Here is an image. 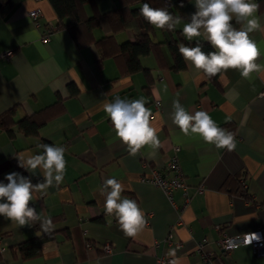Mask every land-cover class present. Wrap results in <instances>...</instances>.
<instances>
[{"label":"crops","instance_id":"crops-1","mask_svg":"<svg viewBox=\"0 0 264 264\" xmlns=\"http://www.w3.org/2000/svg\"><path fill=\"white\" fill-rule=\"evenodd\" d=\"M170 2L185 21L195 12L189 0ZM257 2L264 23V0ZM120 5V0H95L87 12L104 13ZM32 10L38 11L37 20L30 15ZM50 25L55 29L44 41ZM176 30H182V24ZM134 32L122 29L115 37L122 42L134 38ZM154 32L156 40L171 38L163 30ZM109 33L107 24L93 31L97 39ZM251 36L261 51L257 62L264 63V32ZM9 50L10 57H0V115L14 107L20 119L60 97L62 111L41 127L39 135H26L18 126L14 133L0 127V181L7 183L5 175L15 171L33 183L41 182L40 173L32 175L18 167L17 157L37 154L41 151L37 145L46 141L65 148L67 164L63 183L36 193L39 199L31 204L51 217V233L42 232L39 223L19 227L0 216L5 247L0 264H160L161 257L169 264L170 248L176 249L178 264H264V256H257L249 244L229 252L218 244L223 233L237 235L258 228L264 232V96L260 95L264 78L254 74L247 80L230 69L212 80L190 65L176 69L167 42L158 53L142 57L147 71L128 72L116 57L101 56L93 41L79 45L68 29L58 27L50 0H19L8 14H0V53ZM116 96L147 101L161 141L154 157L147 146L131 157L116 138L102 110V102ZM177 99L192 113L208 112L220 127L234 133L235 150L216 149L197 134L183 135L170 119ZM175 146L191 195L184 209L182 189L170 199L161 187L141 179L153 167L172 176L166 165ZM110 177L125 186L123 196L145 210L147 224L135 238L126 237L114 215L104 212L99 188ZM33 237L39 238L41 251L24 257L20 244ZM107 242L111 252L104 251ZM203 253L213 262L208 263Z\"/></svg>","mask_w":264,"mask_h":264},{"label":"clouds","instance_id":"clouds-1","mask_svg":"<svg viewBox=\"0 0 264 264\" xmlns=\"http://www.w3.org/2000/svg\"><path fill=\"white\" fill-rule=\"evenodd\" d=\"M189 3H194L195 12L187 21L168 7H152L148 2L143 3L139 15L159 30L175 31L182 24L180 35L188 43L179 42L178 52L186 65L207 78L212 79L230 69L239 71L247 80H252L254 74L264 78V63L257 62L261 51L251 36L254 32H264L257 0H189ZM183 6L181 3L180 7ZM205 42L211 51L204 50ZM146 103L143 97L125 99L119 96L102 102V110L110 119L116 138L126 146L131 157L140 155L146 146L151 148L149 156L154 157L161 146L159 129L154 126L152 110ZM172 109L170 119L183 135L197 134L216 149L235 150L234 133L220 127L208 112L192 113L178 99L173 101ZM37 148L41 150L37 154L17 157L18 167L32 175L40 173L43 180L33 183L29 176L19 172L6 174L7 183L0 181V216L19 227L39 223L41 231L49 234L54 230L51 217H44L31 204L39 199L36 193H44L63 183L67 161L63 146L40 143ZM125 190L115 177L104 180L99 188L104 197L105 214L114 215L120 231L126 237L135 238L147 224L146 213L136 200L122 195ZM167 256L171 258L169 264H178L176 249L170 248Z\"/></svg>","mask_w":264,"mask_h":264},{"label":"trees","instance_id":"trees-1","mask_svg":"<svg viewBox=\"0 0 264 264\" xmlns=\"http://www.w3.org/2000/svg\"><path fill=\"white\" fill-rule=\"evenodd\" d=\"M19 0H0V14H8L18 3ZM120 7L108 10L104 13H88L87 5L94 4L95 0H50L57 16L58 27H65L71 33L79 45L94 42L100 51L101 56H114L120 60L128 72H136L144 68L142 57L151 52L158 53L163 42H167L174 57L173 67L176 69L186 66L185 61L178 52L177 44L180 41L188 43L180 35L181 30L165 31L170 34V39L156 40L152 25L139 15V9L143 3L148 2L152 7H168L169 11L178 15L170 0H120ZM107 24L111 33L96 38L93 34L94 29ZM122 29H134L135 36L118 42L115 33ZM204 50L211 51V47L206 42ZM220 74L212 78L217 80ZM61 97L54 103L34 112L25 115L20 119L16 118L14 107L8 109L0 115V127L14 133L16 126L26 135H39L41 127L51 118L62 111ZM60 106V107H59ZM51 144V142L46 141ZM24 257H34L41 251V242L38 237H33L20 244Z\"/></svg>","mask_w":264,"mask_h":264},{"label":"built area","instance_id":"built-area-1","mask_svg":"<svg viewBox=\"0 0 264 264\" xmlns=\"http://www.w3.org/2000/svg\"><path fill=\"white\" fill-rule=\"evenodd\" d=\"M30 15L34 20L38 19V11L32 10L30 12ZM55 27L52 25L48 26L47 30L45 31L42 39L44 41H48L51 39L52 32L54 31ZM13 54V51L9 50L3 53H0L1 58H8ZM261 96H264V90L260 93ZM157 107L161 105L160 100H157L156 102ZM175 153L170 157L169 161L166 165V170L173 173L172 176H168L165 173L161 172L157 168L153 167L148 172L142 174L141 179L143 181H146L148 183L157 185L161 187L167 196L170 199H173L174 191L178 188L183 190L184 195V201L182 204V208H186L191 200V195L188 189V184L186 183V178L183 173L179 157L177 155V152L179 151V146H175L174 148ZM203 187L200 186L198 188V191H202ZM218 244L222 248L224 252H229L235 248H238L241 245L249 244L253 247L254 252L257 256H264V232L261 228H258L256 230H253L251 232H246L242 234L237 235H230L227 233H223L221 237L218 240ZM88 246H92L91 243L88 244ZM203 242H199L198 244V250L202 252ZM5 249L4 245L2 244V235L0 234V251H3ZM105 252H111L112 251V245L111 243H106L104 246ZM204 254V258L208 263H212V259L210 256H208L206 253ZM168 260L166 258L161 257L159 259L160 264H167Z\"/></svg>","mask_w":264,"mask_h":264},{"label":"water","instance_id":"water-1","mask_svg":"<svg viewBox=\"0 0 264 264\" xmlns=\"http://www.w3.org/2000/svg\"><path fill=\"white\" fill-rule=\"evenodd\" d=\"M0 8H1V2H0Z\"/></svg>","mask_w":264,"mask_h":264}]
</instances>
